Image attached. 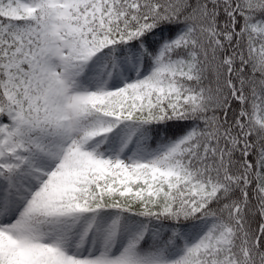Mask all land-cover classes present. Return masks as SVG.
Masks as SVG:
<instances>
[{"label": "snow or ice", "instance_id": "obj_1", "mask_svg": "<svg viewBox=\"0 0 264 264\" xmlns=\"http://www.w3.org/2000/svg\"><path fill=\"white\" fill-rule=\"evenodd\" d=\"M0 264H264V0H0Z\"/></svg>", "mask_w": 264, "mask_h": 264}]
</instances>
